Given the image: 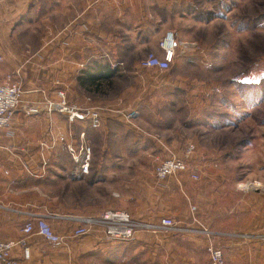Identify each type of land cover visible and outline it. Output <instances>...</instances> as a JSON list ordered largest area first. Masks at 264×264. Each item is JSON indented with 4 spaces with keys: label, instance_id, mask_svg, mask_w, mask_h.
Instances as JSON below:
<instances>
[{
    "label": "rangeland",
    "instance_id": "1",
    "mask_svg": "<svg viewBox=\"0 0 264 264\" xmlns=\"http://www.w3.org/2000/svg\"><path fill=\"white\" fill-rule=\"evenodd\" d=\"M172 8L153 14L156 34L174 31L180 42H197L200 50L178 53L172 69L162 72L139 66L146 56L139 47L130 56L140 59L122 66L119 61L117 74L101 81L99 89L79 85L76 97L90 98L97 105L93 108L115 111L96 131L81 124L93 148L91 174H76L70 156L59 149L51 156L50 175L41 186L32 181L26 185L39 187L42 200L63 214L90 217L115 209L131 215L140 206L138 200L150 196L156 166L194 145L192 168L199 180L187 175L167 180L186 178L202 187L199 198L185 196L187 213L199 219L197 227L213 233V241L224 239L215 228L228 227L238 243L234 264H264V0H175ZM138 23L131 22L130 39L136 43ZM42 24L35 25V34ZM119 111L137 115L128 121ZM40 129L35 146L47 138ZM242 183L261 187L243 190ZM142 184L145 189H140ZM215 201L223 207L233 202V214L202 207ZM180 206L179 215H184L185 207ZM207 256L202 252L199 262L207 264ZM80 260L93 264V252Z\"/></svg>",
    "mask_w": 264,
    "mask_h": 264
},
{
    "label": "crops",
    "instance_id": "2",
    "mask_svg": "<svg viewBox=\"0 0 264 264\" xmlns=\"http://www.w3.org/2000/svg\"><path fill=\"white\" fill-rule=\"evenodd\" d=\"M174 3L175 0H0V52L5 58L0 64V84L12 77L25 90H36L24 97L29 102H41L45 97L53 99L58 89H65L71 103L81 107L97 106L90 98L87 103L85 96L76 97L81 71L93 60L115 67L119 61L122 66L124 61L139 60L130 56L139 47L146 53L142 61L151 54L163 56L160 44L170 30L163 29L156 34L153 14L161 8L172 11ZM136 19L139 20L138 43L130 39L134 36L131 22ZM39 23H43L42 31L37 35L34 29ZM38 121L43 123L38 124ZM50 127L56 132H65V128L69 131L71 126L57 113L28 116L18 112L12 128L0 137V238L15 241L26 238L31 249V258L25 261L22 249L15 248L13 261L18 264H81V255L93 252V264H201L199 256L206 253V238L198 233L142 230L133 240L125 242L108 241L97 234L82 241L73 239L72 232L78 225L72 219L75 215L56 212L50 201L42 200L39 187L26 185L32 181L41 186L50 175V168L44 170L41 166V140L37 146L34 140L40 128L47 136L43 140H49ZM80 127L81 124L78 132ZM24 162H29L38 176L28 174ZM195 184L186 178L151 182L148 185L150 196L138 200L140 206L131 211L132 217L150 223L170 217L180 229L195 228L185 199L187 194L200 197L202 187ZM144 186L142 184L140 189H145ZM176 205L185 207L184 215H179L182 211ZM210 206L218 213L233 214L234 211L233 202L225 207L218 201L202 203L205 209ZM38 218L46 219L58 234L66 237V242L54 245L40 236L24 235L25 223ZM227 228L221 231L215 228L224 239L219 237L214 241L223 250L227 264H234L233 252L238 243ZM226 233L231 237L226 239Z\"/></svg>",
    "mask_w": 264,
    "mask_h": 264
},
{
    "label": "built area",
    "instance_id": "3",
    "mask_svg": "<svg viewBox=\"0 0 264 264\" xmlns=\"http://www.w3.org/2000/svg\"><path fill=\"white\" fill-rule=\"evenodd\" d=\"M160 46L163 50V56L151 54L141 62L140 67L166 72L172 69L178 53L200 50L197 42H180L178 34L174 31L167 33ZM4 61V55L0 52V64ZM36 92V90H25L22 84L15 81L12 77H9L5 83L0 84V137L4 131L12 128L18 112H23L28 116L60 114L70 124L71 129L65 133L56 132L50 127L48 133L50 139L41 140L39 143L42 169L45 170L49 167L52 153L54 154L60 149L70 156L76 174L79 176L90 175L93 163V148L88 141L84 128L80 127L78 133L73 130L79 124H87L91 129H99L102 127L106 117L110 113L114 114L115 111L103 108L81 107L71 103L68 100L65 89H58L53 99L45 97L41 102L24 100L26 95ZM119 113L128 121L137 115L135 111H119ZM195 154L196 148L194 145H189L181 156L172 153L156 166L154 174L157 181L165 182L167 179L178 175H187L193 181H198L200 176L192 168ZM23 167L28 174L38 176L36 174L37 170L35 171L29 162H24ZM43 175L44 173L41 176ZM260 187L261 185L257 183H242L239 185V188L243 190L250 189L251 191H255ZM192 210L195 212L197 207L193 206ZM72 219L78 224L72 232V238L75 240L91 234H97L108 241L125 242L133 240L136 233L142 230L153 233L163 231L168 234L172 230L198 233L206 238L209 264H227L223 250L213 241V233L206 228L197 227V225H200V221L195 216H193L192 223L196 227L188 230L178 228V223L170 217L162 218L159 223H143L133 219L129 213L115 209L106 210L96 216H74ZM22 232L26 236H40L46 242L54 245L66 242V237L58 234L44 218L26 222ZM17 247L22 249L23 258L28 261L31 258V249L27 245L26 238L18 241L0 238V263L18 264L12 260V252Z\"/></svg>",
    "mask_w": 264,
    "mask_h": 264
},
{
    "label": "trees",
    "instance_id": "4",
    "mask_svg": "<svg viewBox=\"0 0 264 264\" xmlns=\"http://www.w3.org/2000/svg\"><path fill=\"white\" fill-rule=\"evenodd\" d=\"M117 70V67L110 65L108 62L93 60L81 71L78 76V83L86 89L90 87L99 89L101 81L112 79L117 74ZM89 130L90 128H88Z\"/></svg>",
    "mask_w": 264,
    "mask_h": 264
}]
</instances>
